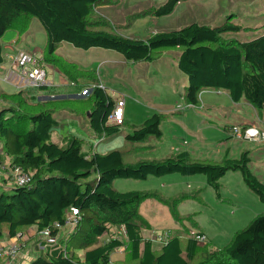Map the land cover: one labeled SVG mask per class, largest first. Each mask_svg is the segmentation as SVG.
<instances>
[{
  "label": "trees",
  "instance_id": "obj_1",
  "mask_svg": "<svg viewBox=\"0 0 264 264\" xmlns=\"http://www.w3.org/2000/svg\"><path fill=\"white\" fill-rule=\"evenodd\" d=\"M181 1L165 0L153 13L170 14ZM110 3L113 0H0V62L5 32L15 29L21 35L29 20L37 18L46 35L43 61L57 67L71 81L97 79L94 70L83 69L56 53L60 41L83 49H113L132 62L153 61L175 50L177 66L188 78L184 87L187 104L198 106L202 90L223 89L233 102L250 104L264 123V33L241 41L222 35L239 29L235 23L210 26L191 22L147 37H129L96 10ZM0 97L5 103L0 106L2 150L12 163L33 172L27 184L0 191V239L13 237L32 225L40 230L56 220L62 221L70 207L76 208L80 216L70 234V239L76 236V241L68 247L67 255L61 250L48 253V257L40 254L31 264H107L110 254L124 241L113 234L107 241L100 238L111 228L121 226L125 229L127 252L135 264H264V211L236 230L222 247L210 241L199 243L192 236L170 234L166 243L155 249L152 239L142 236L147 220L139 207L156 194L113 187L118 178L143 180L171 173L203 174L219 195L220 178L233 170L240 172L246 186L264 202V181L251 170L248 151L217 160L194 157L186 149L162 158L134 160H126L124 152L117 149L85 155L76 137L62 145L51 140V131L58 125L54 112L59 108L88 109V124L97 134L118 133L123 123L107 124L115 101L98 82L85 103L66 99L31 103L22 89L1 93ZM162 119L160 113H153L126 134L125 140L143 143L160 138ZM164 203L178 222L186 217L179 215L167 200ZM76 250H83L82 257Z\"/></svg>",
  "mask_w": 264,
  "mask_h": 264
},
{
  "label": "rangeland",
  "instance_id": "obj_2",
  "mask_svg": "<svg viewBox=\"0 0 264 264\" xmlns=\"http://www.w3.org/2000/svg\"><path fill=\"white\" fill-rule=\"evenodd\" d=\"M113 2L99 5L96 10L106 16L111 25L116 27L121 34L129 37H147L150 33L179 29L191 22L210 26H219L227 21L235 23L239 29L227 31L222 35L224 38L241 41L250 40L264 33V0H183L170 14L162 16H155L153 11L165 0H113ZM42 30L37 18L30 19L23 32L25 33L22 39L25 46L23 48L42 47L41 42L35 40L32 42L36 33ZM43 48H35L34 51L41 52L43 57ZM56 49L58 55L72 60L82 67H88L89 70L96 69L97 80L83 78L78 82H73L64 79L61 82L59 73L52 72L51 64H48L46 67L48 78H52L55 84L48 88H57L56 93L60 95L77 94L80 91L79 95H71L78 98L68 97L70 98L68 100L85 103L90 91L98 82L104 87L107 86V91L115 100L118 97H124L126 104L123 118L127 122L120 126L118 133L104 137V145L102 142V145L98 147L100 151H103L102 147H106L105 151L117 149L124 152L126 160L162 158L182 149L190 151L192 155L193 153L201 155L202 140H207V147L214 149L216 143L225 139L227 135L222 130L224 124L235 121L233 104L226 90L208 89L209 91H204L200 95L198 106L186 103L184 87L188 84V78L177 66L176 56L178 53L175 50L166 51L153 61L132 62L113 49L99 47L83 49L75 47L68 41L58 42ZM0 87L6 91L12 89L15 91L16 89L2 82H0ZM29 88L34 87L23 88L24 95L28 100H33L31 94L34 90ZM36 90L40 91V89ZM84 97L85 99H81ZM47 101H51V99ZM3 103L4 101L0 97V105ZM156 112L163 116L160 125L163 135L160 138H149L143 143H132L125 140L126 134L131 133L135 127H138L146 118ZM69 120H74L78 125L81 123L78 118ZM234 126L239 127L240 125L237 123L230 125V131H233ZM79 134L83 139H90V136L84 132H79ZM247 145L241 141L242 148ZM199 158L217 160L221 157L202 156ZM171 174L160 178L167 180L172 178L171 176H180L178 173ZM157 178L156 176H150L143 180L118 178L114 180L113 187L118 191L143 189L153 192L157 196L155 200L159 199L163 202L167 200L176 210L177 206L186 198L199 197L201 194L203 198L201 202L205 203L206 207L198 200H189L180 205L178 208L182 213H185L186 217L177 222L173 229L166 230L169 235L192 236L197 238L199 243H205L207 237L200 231L202 229L207 233L209 239H212L210 243L213 246L222 247L231 239L236 230L245 227L256 214L264 211V202L246 186L239 171H227L220 178L219 198H216L215 191L206 184L203 174L187 175L181 186V191L169 193L161 192L165 188L154 181ZM202 179L204 180L202 190L186 185L187 181L197 180L200 183ZM3 189L4 187L0 185V191ZM155 200L149 199L153 205L148 203L141 208L147 219L153 224L147 222L144 236L153 239L159 230L154 227V224L160 226L174 224L168 207ZM195 211L199 212L196 214ZM179 215L181 214L179 213ZM18 233L24 235V232ZM112 234L122 238L125 252L120 258H110V261L119 264H135L129 257L126 238L122 232H119V228H111L107 234L100 238V241H107ZM201 234L204 235L201 236ZM75 241L76 236L67 241L66 246L71 248ZM155 244L154 248L158 249L160 244ZM58 249V247L48 249L46 245H43V248H32L34 255L42 254L45 257H48V253H56ZM77 251L81 252V250Z\"/></svg>",
  "mask_w": 264,
  "mask_h": 264
},
{
  "label": "crops",
  "instance_id": "obj_3",
  "mask_svg": "<svg viewBox=\"0 0 264 264\" xmlns=\"http://www.w3.org/2000/svg\"><path fill=\"white\" fill-rule=\"evenodd\" d=\"M24 34L25 33L20 35L17 30L9 29L8 31L5 32V34L1 38L3 61L0 62V82L13 87L14 89L16 88L15 91H17V89L19 90L20 88H17L15 86H13L12 84L5 82L2 79V75L6 72L7 68L11 64L12 58L14 57L17 50L25 47L23 45V41H22ZM34 40L38 41L39 43L41 42L40 45L42 47L36 46L30 50H34L35 48L42 49L44 47L45 42H46V35L43 32V30L38 31L36 33L35 38L32 39V42H34ZM23 49H25V48H23ZM35 52H37V51H35ZM37 54L41 55V52H37ZM42 60H43V57H42ZM69 61H72V60H69ZM44 64L46 67L48 66L47 63L44 62ZM78 66L83 68V69H88V67H82L79 64H78ZM51 69H52V72L59 73L61 82L64 81V79L69 80L66 76H64L57 69V67L53 66L52 64H51ZM92 70L97 72L96 69H92ZM96 79H97V77H96ZM50 80H52L53 83L49 86L29 88L30 90L31 89L34 90L33 93L31 94V99H33V100H29V102H31V103L44 102V101H40V100L47 101L48 99H51V100H65L66 99V100H68V99H70L68 97H75V98H71V99H76V98H78L77 96H71V95L81 94V92L79 91L77 94L60 95L59 93H56L58 91L57 88H48V87H52L55 85L54 80L52 78ZM104 88L107 91V86H105ZM36 89H40V91H37ZM12 90L6 91L5 89H3V87H0V94L1 93H11V92H13ZM22 90L24 91V89H22ZM206 90L209 91L208 89H206ZM206 90H202L200 92V95H201V93H203ZM47 92H49V93H47ZM107 93L109 94L108 91H107ZM200 95H199V98H200ZM118 98H121V97H118ZM81 99H85V97L81 98ZM116 100L114 99V101H115L114 105L116 103ZM125 104L126 103L124 100V106H125ZM232 104H233V110H234L233 116L235 119L234 123H237L238 125H240L239 127H243L245 124H248V123H256L259 126H264V123L262 122V120H260L258 118L255 110L250 106V104L246 103L245 101H240V102H236V103L232 101ZM3 105H4V103H3ZM0 106H2V105H0ZM124 106H123V112H124ZM88 112H89L88 109H82V108H79L77 111H74V110L69 109V108L57 109L54 112V117L57 120L58 125L55 126L51 131V140L53 142L59 144V145H62V144H66L71 138L76 137L81 141V151L85 155H92L94 152H101V153L107 152V151H105L106 147H102L103 151H100L98 149V147L101 146L102 142L105 140V138H104L105 136L97 134L90 127V125L88 124V121H87ZM72 118H78L79 119L78 121L79 122L81 121V123H79L80 125H78V123H76L74 120H69ZM73 122H75V123H73ZM126 122H127L126 120H123V124H125ZM234 123H225L224 124V126L222 127V130L227 135L225 136V139L220 140L216 143V147H214V149L207 147L208 146L207 140H202L203 144L200 145V148L202 151L201 155H195L196 153L195 154L193 153V156L194 155H195L194 157H196V156H198V157L213 156L215 158H220V157L222 158L223 156L237 157V156H239V154L242 151H248L249 156H250V164L249 165H250L251 170L261 180L264 181V141L247 140V139L235 136L234 133L232 132V130L230 131V129H229V126L234 124ZM107 124H112V123L108 122V118H107ZM79 132L86 133L87 135L90 136V139H83L81 137V135L79 134ZM241 141L247 143L248 144L247 147L242 148L241 147ZM84 142H86V143H84ZM239 142H240V144H239ZM103 145H104V142H103ZM0 159L1 160L9 159L11 161L10 157L2 150V143L1 142H0ZM163 176H165V175L158 176V178L155 179L154 181L156 183L157 182L160 183L165 188V189L163 188L164 190H161V192L164 191L165 193L166 192L167 193L174 192V191L178 192V190L181 189V186L184 183L185 177H187L184 175H180V176L175 175V176H171L172 178H170V179L161 180L163 178H160V177H163ZM188 176H192V175H188ZM203 184H204V180L202 179L200 181V183L197 180L187 181L186 185H187V187H190V188H198V189L202 190V188L204 187ZM0 185L3 186L4 189H9L13 185H15L12 182L10 176H8V174L4 170H2L1 167H0ZM208 186L211 187L210 185H208ZM211 188L213 189V187H211ZM141 190H143V189H141ZM219 196H220V193H219V195H216V198H219ZM149 199L155 200V197H149V198L145 199L141 203V205L139 207V211H140V214L147 220V222L152 224V222L147 219L146 214L143 212V210H141V208L143 206H146L148 203H150V205H153V204H151ZM189 200L190 201L198 200L201 202L203 200V198L201 197V194L199 197H188V198H186L184 200V202L180 203L177 206V210L181 214V216H184L185 213H182L178 207H180V205L184 204L185 202H188ZM155 201L165 205L166 207H168L169 212L171 213V209L169 208V206L167 204H165L163 201H161L159 199L155 200ZM201 203L203 205H205V203H203V202H201ZM193 207H195V206H193ZM205 207H206V205H205ZM152 208H153V206H152ZM198 212L199 211H195L194 213L197 214ZM240 213H242V212H240ZM240 213H239V215H242ZM171 216L173 218V223H174L172 225L160 226L158 224L157 225L154 224L155 228H159V230H157L158 233L163 231V230L166 231V230L173 229L174 227H176V224L178 221L174 219L172 213H171ZM117 228H120V227H117ZM74 231H75L74 228L73 229L68 228V229L63 230V231L61 230V232H59L56 236H52L50 239L47 240L49 243H51V246L48 245V247H47L46 240H44V238H42L39 235V233H38L39 229H37L36 225H32L28 229L20 231V232H24V235H22V237L18 240L21 243L20 249L18 251L17 257L13 260V262H11L9 264H31L32 260L37 256V254L34 255L32 248L33 249H38L41 247L43 248V245H46V247L48 249L49 248L53 249V248L58 247L59 248L58 250H61V248L63 246H65V247H67V250H68V246H66V244H67L66 242L70 240V234H71V232H74ZM145 231H146L145 229H143V231H142L143 238H147L146 236H144ZM200 231L205 234V236L207 237V241L212 240V239L211 240L209 239V236L207 235V233L204 230L200 229ZM105 234H107V233H105ZM105 234H103V235H105ZM123 234H124V237L126 238V234L125 233H123ZM15 236L10 237V238L4 237V238L0 239V244L3 245L6 243L15 241V239H14ZM117 237L119 238V236H117ZM151 239L153 241V247H154V245H156L155 243H159L160 246L162 245V243L160 241H156L153 238H151ZM124 250H125V244L123 243L111 253V254H113L112 257L110 254V258H117V257L120 258L121 255L123 256V254L125 252ZM77 254L79 257H82V255H83L82 250L80 253L77 251ZM110 258H109V260H110ZM1 261H3L2 264H8L6 262V260H1Z\"/></svg>",
  "mask_w": 264,
  "mask_h": 264
},
{
  "label": "built area",
  "instance_id": "obj_4",
  "mask_svg": "<svg viewBox=\"0 0 264 264\" xmlns=\"http://www.w3.org/2000/svg\"><path fill=\"white\" fill-rule=\"evenodd\" d=\"M2 79L12 84L13 86L23 89L25 87H42L49 86L53 82L48 78V72L46 66L42 60L41 55L37 54L34 50L19 49L12 58V62L7 68L6 72L2 75ZM100 87H103L99 84ZM124 98H119L113 106L109 116L108 122L112 124H122L124 120ZM235 136L241 137L247 140L264 141V126H259L256 123H250L243 127L234 126L233 131ZM0 167L4 170L8 176H10L12 182L16 185L27 184L32 177L33 172L29 169H25L18 164L12 163L9 159H0ZM80 221L79 212L76 208L70 207L65 213L62 221L56 220L51 226L44 227L39 230V235L44 238L48 245L51 246L47 240L52 236H56L61 230L68 228H75ZM56 229V233H52V230ZM119 232L125 233L123 226L119 228ZM23 234L17 233L15 241L6 244H0V264L1 260H6L9 264L17 257L21 243L18 241ZM118 236V235H114ZM169 237V232H159L155 235L154 240L166 243ZM61 251L67 255V247L63 246ZM107 264H119L113 263L110 260Z\"/></svg>",
  "mask_w": 264,
  "mask_h": 264
}]
</instances>
